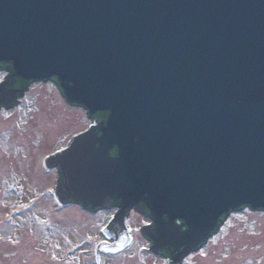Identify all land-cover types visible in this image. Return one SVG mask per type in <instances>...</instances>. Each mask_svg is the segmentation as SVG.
Masks as SVG:
<instances>
[{"label":"water","instance_id":"obj_1","mask_svg":"<svg viewBox=\"0 0 264 264\" xmlns=\"http://www.w3.org/2000/svg\"><path fill=\"white\" fill-rule=\"evenodd\" d=\"M0 63L103 114L46 158L56 194L142 202L168 264L264 210V0H0Z\"/></svg>","mask_w":264,"mask_h":264},{"label":"rangeland","instance_id":"obj_2","mask_svg":"<svg viewBox=\"0 0 264 264\" xmlns=\"http://www.w3.org/2000/svg\"><path fill=\"white\" fill-rule=\"evenodd\" d=\"M31 92L37 95L31 104L41 110L39 113L32 109L24 113L25 117L14 113L0 118V264H94L91 250H87L92 246L87 243L99 240L97 229L103 217L88 216L75 205L63 203L65 206L60 207L52 197L45 196L54 188L55 175L42 165L43 157L61 144V138L65 141L87 127L88 118L84 110L64 105L50 82ZM13 140L33 158L26 179L11 166L15 164L10 160L14 154L7 155L12 152L9 146ZM137 243L142 244L139 250L143 257H148L140 261L137 253L127 250V254L114 257L113 263L103 264H157L145 250L143 240ZM182 261L264 264V211L231 213L204 246Z\"/></svg>","mask_w":264,"mask_h":264},{"label":"flooded vegetation","instance_id":"obj_3","mask_svg":"<svg viewBox=\"0 0 264 264\" xmlns=\"http://www.w3.org/2000/svg\"><path fill=\"white\" fill-rule=\"evenodd\" d=\"M0 75H2V77L0 78V100L5 101L7 99H10V97L12 98L10 99L9 107L0 104V118L10 117L14 113H16L18 117H25L24 113L27 114L29 110L32 109L33 110L37 109L39 113L41 110L38 107H34L33 104H31L32 100L36 101L38 99L37 95L35 93H32L31 91L34 87L42 86L49 82L51 84H54L57 93L61 97V102L64 105L71 108H80L84 110L80 106L69 105L61 95V92L58 89L57 85L51 79L46 81H25L17 77L12 79L11 78L12 71L10 70L8 63H0ZM7 82H11V84H7ZM87 118H88V125L86 128L76 131L75 133L72 134V136L69 139L65 141L63 140L64 138L60 137L61 144L55 146L53 150L50 153H48L47 156H44L42 159V165L44 170L48 173L52 172L55 175V183L53 188L54 190L50 189L49 192H45V193H49V194H45V196L48 195L52 197L54 201L55 200L57 201V204L60 207L65 205H63L60 198L57 196L55 192L58 184L59 174L57 172L56 167L47 166L46 158L57 153L58 151L65 149L70 143L73 136L87 130L90 126H93L96 121H101L103 119V114L95 113L91 118L89 117ZM37 141L38 139L36 140V142ZM9 147L11 148L12 152H10L7 155L10 156L14 154V158L10 160L15 163V164L11 163L12 164L11 166L13 168L17 167V169L21 171L20 176L26 179L25 172L27 168L32 169L33 158L29 157L30 154H28V152H26V150L21 145H19L18 142H16L15 140L12 141ZM15 149H17L18 151H15ZM115 151L116 149L112 148L109 151V155L114 156ZM103 202H104L103 207H97L94 210L82 208L80 205L74 202L65 203L67 205H75L80 207L88 216L103 217V222L99 224V227L97 229L99 240H97V242H95L94 244L87 243V246L89 245L92 246V248L88 247L87 250L89 253L91 250L94 264H103V261L113 263L114 257H116L121 253H126L127 250H133L135 254L137 253L138 259L141 261V259L146 258L148 256L145 255L143 257L142 254L143 251L139 250V246L140 245L142 246V244H138L137 241L140 238L143 240V243L146 244L145 250L150 252V255H153L154 259L152 260H157V264H168V259H170L169 253L171 252L172 249H170L168 246L159 247L154 242V240H152V238L155 239L154 221L148 216V212L145 209L144 204L142 202H138L136 205H133L130 208H126L123 201L119 198H116L115 196L106 197ZM244 209H249V208L243 207L241 210ZM256 211H264V210H256ZM117 217H119L120 220L116 222V224H114V227L117 228V230L119 231L118 236H116L113 233V231L110 230V228H112V222L115 221ZM138 219H140V221H137ZM178 223L180 224L181 222L178 221ZM135 242L136 244H134ZM206 243H204L202 246H204ZM201 247H199L197 250H199ZM184 257L185 256L181 258L180 264H184L182 261Z\"/></svg>","mask_w":264,"mask_h":264}]
</instances>
